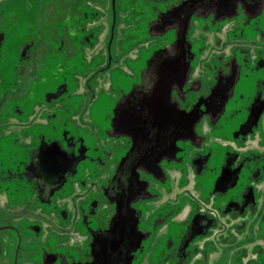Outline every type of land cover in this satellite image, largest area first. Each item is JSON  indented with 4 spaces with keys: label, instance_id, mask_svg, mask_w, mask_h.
<instances>
[{
    "label": "flooded vegetation",
    "instance_id": "1",
    "mask_svg": "<svg viewBox=\"0 0 264 264\" xmlns=\"http://www.w3.org/2000/svg\"><path fill=\"white\" fill-rule=\"evenodd\" d=\"M0 264H264V0H0Z\"/></svg>",
    "mask_w": 264,
    "mask_h": 264
},
{
    "label": "water",
    "instance_id": "2",
    "mask_svg": "<svg viewBox=\"0 0 264 264\" xmlns=\"http://www.w3.org/2000/svg\"><path fill=\"white\" fill-rule=\"evenodd\" d=\"M122 231L119 230H115V229H109V231H107L104 235H100L97 239L99 240H106V239H110L109 240V244L108 248H109V255L112 256L113 254V250H117L120 246L117 244L115 245V243L112 242V240L114 238H116V236H119L121 234ZM120 233V234H119ZM121 238V237H120ZM111 241V243H110ZM121 246L123 247V245L121 244Z\"/></svg>",
    "mask_w": 264,
    "mask_h": 264
}]
</instances>
